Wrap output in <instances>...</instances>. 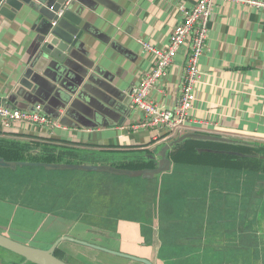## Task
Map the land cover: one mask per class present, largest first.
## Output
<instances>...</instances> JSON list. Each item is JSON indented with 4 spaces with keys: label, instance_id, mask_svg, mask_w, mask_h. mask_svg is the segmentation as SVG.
Instances as JSON below:
<instances>
[{
    "label": "crops",
    "instance_id": "1",
    "mask_svg": "<svg viewBox=\"0 0 264 264\" xmlns=\"http://www.w3.org/2000/svg\"><path fill=\"white\" fill-rule=\"evenodd\" d=\"M196 3L197 0H73L71 9L81 14L85 25L79 47L69 60L70 70L54 63V68L45 71L43 81L34 86L36 96L29 98L32 103L23 109L39 107L58 126L35 128L19 123L2 128L0 125V149L18 146L27 158L59 160L52 163L110 165L130 170L152 164L146 162L148 159L143 155L153 154L171 137L157 128L139 127L145 115L132 105L130 94L153 66L152 56L142 49L139 41L165 47L173 28L182 21L178 7L191 8ZM33 21L21 15L12 21L0 17V105L11 106L10 101L14 100L23 102L14 95V90L23 72L31 65L41 40L33 29ZM187 53L186 46L177 51L167 75L149 94L153 104L167 110L176 106ZM72 66L83 79L79 87L70 81L74 73ZM199 71L195 101L185 130L264 144V10L242 1L216 0ZM193 142L187 141L169 152L171 170L162 175L160 185L164 177L174 171L173 156L179 162L177 167L179 173L182 172V184H190V188L199 190L187 198L181 213H193L194 218L202 220L198 226L212 219L221 228L208 231L199 227L195 234L193 230L174 232L145 227L142 221L148 219V210L138 208L137 194L140 188L156 187L155 179L46 171L37 167H22L15 171L0 169V172L11 174L1 181L0 217L7 209L37 215L42 210L34 205L45 203L56 207L44 216L38 214L40 218L49 220L50 225L62 220L67 222L68 226L58 237L69 236L148 259L153 264H250L255 257L264 261V229L260 233L251 232V223L260 220L264 225V202L260 203L258 196L260 190L264 193V171L257 172L259 167L254 166L253 170L248 166L240 170L239 166L195 163L196 155L204 153L196 152L192 156L188 149L185 155L187 149L184 146ZM199 148L209 149L206 145L195 146L196 150ZM181 154L184 155L182 163ZM18 181L23 183L18 185ZM32 181L38 184H30ZM28 185L37 186L38 190L25 191L24 187ZM47 186L52 188L51 192L42 191ZM59 186L67 191L62 201L54 194ZM115 186L130 191L118 196V215L109 219L112 220L110 225H105L106 212L94 205L105 204L103 200L107 199L101 196L102 192ZM92 192L90 197H84ZM165 196L169 201L177 197V193L169 188ZM150 197L154 200V196ZM153 200L152 212L155 211ZM58 203L63 207L57 209ZM143 211L145 215H139ZM91 213L98 218L96 226L92 225V216L84 218ZM223 222L225 226H222ZM4 226L0 221V233L10 237ZM94 236L107 237L111 245H106L100 238L101 242L95 241ZM132 237L133 240H126ZM13 239L47 248L56 238L46 243L47 247ZM63 244L85 248L63 242L58 249ZM251 248L258 252L257 256L250 254ZM95 253L99 254V264H137ZM70 258L75 260L61 259L70 264H83L75 256ZM11 262L22 263L21 259L0 250V264Z\"/></svg>",
    "mask_w": 264,
    "mask_h": 264
},
{
    "label": "water",
    "instance_id": "2",
    "mask_svg": "<svg viewBox=\"0 0 264 264\" xmlns=\"http://www.w3.org/2000/svg\"><path fill=\"white\" fill-rule=\"evenodd\" d=\"M67 0H0V17L12 21L18 15L31 18L33 29L39 33L41 40L38 42L37 50L33 56L31 65L23 72L14 90V95L23 102L10 101V107L25 109L36 96L34 86L43 81L45 71L54 68V63L64 65L67 70L69 60L74 57V53L79 47L84 33L85 21L79 12L71 9L72 2L63 10L62 7ZM54 23V25H52ZM74 71L70 81L73 86L79 87L83 79ZM81 74V73H80ZM72 92V89L70 90ZM30 98V99H29ZM187 141L200 143H215L231 147H240L252 150H264V144L246 139H237L225 136H213L179 130L159 147L153 154H144L143 157L152 162V168L130 170L117 168L110 165H89V164H65L47 162H24L6 161L0 157V169L15 171L22 167H37L46 171H76L84 173H106L113 176H124L128 178H139L142 180L155 179L156 185L164 173L171 170L172 162L168 158L171 150L182 145ZM198 154H214L224 156H234L237 158L256 159L264 161V155H249L235 151H221L213 149H197ZM148 164V163H147ZM73 243L91 249L98 253H103L118 259H123L137 264H153L148 259L139 258L119 251H113L105 247L92 244L86 241L75 239L69 236L57 238L47 248H37L14 240L13 238L0 233V250H3L18 259L21 264H69L56 256L55 251L63 243Z\"/></svg>",
    "mask_w": 264,
    "mask_h": 264
},
{
    "label": "rangeland",
    "instance_id": "3",
    "mask_svg": "<svg viewBox=\"0 0 264 264\" xmlns=\"http://www.w3.org/2000/svg\"><path fill=\"white\" fill-rule=\"evenodd\" d=\"M17 124L19 123H14L12 126L17 125ZM20 124L27 126V127H35V128L38 127V126H34L29 123H20ZM172 158L175 160L174 171L172 174H170V176L164 177L162 185L160 184H161L163 176L160 177V180L158 181V185H156V187L152 189H150L149 187L145 189L140 188V190H138L137 206L139 209L142 207L148 210L146 211L147 212L146 217L148 219H144L142 223L145 225V227H154V228L162 229L161 231L172 230L174 232L175 231L183 232L184 230H188V231L193 230L195 234H197V229L199 227L207 228L208 231L214 228H221V227H218L216 225V221H212V219H207L206 221H204V223H202V226H198L199 222H201L202 220H199L196 217L194 218L193 213H190V214L187 213V215H185L184 213H181V208L184 207L185 201L188 200L187 198L191 197V194L193 195L195 194V192H198L199 190L198 188H190V184H187V186H185V183L182 184V182L184 181V180L181 181L182 172L179 173V168L177 167L179 162L175 159V157L172 156ZM181 159L182 160L184 159V155L181 156ZM248 168L249 170H253V167L249 166ZM18 173L19 174L17 175H20L21 172H18ZM211 173H215V172H211ZM8 176H11V174L7 172H0V189H1L2 179H6ZM209 180L211 181V179ZM202 181H204V179H202ZM214 182L216 183L217 181H214ZM16 183L18 185H21L23 182L18 181ZM30 184H38V182L32 181ZM23 186L24 185H22V189H23ZM169 188L173 192L177 193V197L172 198L169 201H166L167 199L165 196V192ZM24 189L25 191L26 190L31 191V190H38V187L35 186L34 188L32 185H28L24 187ZM51 189H50V192H51ZM42 191H46V190H42ZM129 191L130 189H126L123 187L119 188L115 186L109 189L106 193L102 192L103 194L101 196L106 197L107 199V200H103L105 204L103 203L95 204L94 207L100 208L106 212L105 215L107 216V220H104L103 224L110 225L112 223V220L109 221V219H111V217L113 216L118 215V213L116 212V207L119 205L118 196H121V195L123 196L122 192L128 193ZM46 192H48V190ZM66 193L67 191H65L64 187L62 186H59L58 191L57 190L54 191V194L58 196L59 201H62L65 199ZM93 194L94 192L84 195V197L88 198ZM147 195L148 197H146ZM150 196L152 197L154 196V200ZM258 196L260 198V203L264 202V193L261 192V190ZM151 200H153L152 204L155 209L154 212H152ZM167 202L169 203V206ZM34 207L38 210H42V211H38L37 213L39 215L44 216L45 213L48 212V210L55 209L56 205H48V204L43 203L39 205H34ZM61 207H63V205L59 204L57 206V209H60ZM146 212L144 211L139 212V215L141 213L145 215ZM38 214L29 215L27 212L21 213L20 211H14L13 209H7L6 211L2 213V218L0 217V221L2 222V224H5L4 228L8 230L7 232H10L9 233L10 237L25 241L26 243L30 242V244H35L39 247H47L48 245L45 246L46 243L50 242L54 238L56 239L59 238L58 234L61 233L63 230H65L67 222L65 220H62V221H58L50 225L51 222H49V220H45V218H40ZM61 214H64V212H62ZM261 214L262 213H260V215ZM89 216L93 217L91 222H93L92 225L96 226V224L98 223L97 216L91 213V215L86 214L84 218H89ZM21 219H24V220L22 221ZM222 224H223L222 226L226 225L225 222H223ZM262 229H264V225L260 220H259V223H256V222L251 223V232L256 231L260 233ZM99 238L104 243H106V245H111L107 237L94 236L95 241H100ZM130 239L133 240V237L127 238L126 240H130ZM252 250L254 249L251 248L250 254L257 256L258 252L252 251ZM72 255L78 258L79 261H82L83 264H99L100 259L97 257V255L99 254H96L95 252H92L91 250L87 248L82 249L80 247L72 246L70 244L69 245L63 244L57 250V256L59 258L65 259V257H67L70 262L75 260V259L70 258V257H73ZM10 264H19V263L11 262ZM109 264H118V263L110 262ZM250 264H264V261L255 257L251 259Z\"/></svg>",
    "mask_w": 264,
    "mask_h": 264
},
{
    "label": "built area",
    "instance_id": "4",
    "mask_svg": "<svg viewBox=\"0 0 264 264\" xmlns=\"http://www.w3.org/2000/svg\"><path fill=\"white\" fill-rule=\"evenodd\" d=\"M72 1L65 2L59 15ZM215 1L197 0V3L191 8L180 5L178 14L182 15V21L173 28L165 47H155L150 43L139 41L142 49L153 58L151 70L140 78L130 94L132 105L145 115V119L139 124V127L157 128L169 137L174 136L179 130L186 129L189 123V112L195 101V89L200 78L199 60L204 53L209 18ZM233 1H242L246 5L264 10L262 1ZM184 46L188 49V53L181 77L179 97L176 106L172 110H167L153 104L149 99V94L156 83L167 75L177 51ZM14 123H29L38 127L50 128L58 126L39 107L34 110H21L0 105L1 127L9 128Z\"/></svg>",
    "mask_w": 264,
    "mask_h": 264
},
{
    "label": "trees",
    "instance_id": "5",
    "mask_svg": "<svg viewBox=\"0 0 264 264\" xmlns=\"http://www.w3.org/2000/svg\"><path fill=\"white\" fill-rule=\"evenodd\" d=\"M206 145L207 147H209V149H213V150H221V151H239L240 153L243 154H249V155H253V154H258L259 155H264V153H260V151L264 152V150H252V149H245V148H238V147H231V146H226V145H221V144H214V143H207V144H202V143H197V142H193V144H187L186 146H184L187 150L185 151V155L188 153V149H190V154L192 156L196 155V149L195 146H203ZM194 147V150H193ZM241 149V150H240ZM0 157H2L3 159H5L6 161H36V162H47V163H52V162H57L59 161L58 159H53L52 157H47L45 159H30L27 158L25 156L22 155L21 152H23V149L18 147V146H14V147H10L7 146L4 150L1 148L0 149ZM182 156V154H181ZM204 161L205 163L208 162V164H217V165H222V167H226V166H232L234 168H237L239 166L240 170L241 169H246V167L250 166H254V167H259V169L256 168V171L258 172H262L264 171V167H261V165L264 166V161L261 160H257L256 162L253 161V159L248 160L245 158H237L234 156H224V155H214V154H202L201 156H197L195 158V163L196 162H201ZM259 161V162H258ZM182 162V159H181ZM186 162V161H183ZM258 162V163H257ZM254 163L258 164L254 165ZM153 165L152 164H142L139 165L137 167H134L132 169L135 170H139V169H144V168H152ZM47 184H43V186H45ZM51 187V186H50ZM43 189V188H42ZM51 188H49L48 186L46 188H44L43 190H48L50 191ZM56 254V253H55Z\"/></svg>",
    "mask_w": 264,
    "mask_h": 264
},
{
    "label": "flooded vegetation",
    "instance_id": "6",
    "mask_svg": "<svg viewBox=\"0 0 264 264\" xmlns=\"http://www.w3.org/2000/svg\"><path fill=\"white\" fill-rule=\"evenodd\" d=\"M260 153H264V152L260 151ZM253 155H259V153H258V154L256 153V154H253ZM240 159H241V158H240ZM245 159H246V158H245ZM248 160H251V159H248ZM253 160H254V159H253ZM261 167H264V166L261 165ZM60 237H61V236H60ZM54 241H55V240H54ZM54 241H53V242H54ZM53 242H52V243H53ZM260 243H262V239H260ZM57 250H58V249H57ZM57 250L55 251L56 256H57ZM64 261H65V260H64ZM66 262H67V261H66ZM68 263H69V262H68ZM69 264H70V263H69Z\"/></svg>",
    "mask_w": 264,
    "mask_h": 264
}]
</instances>
